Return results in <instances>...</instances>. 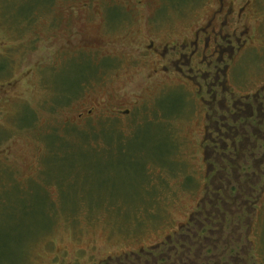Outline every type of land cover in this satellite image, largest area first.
I'll return each mask as SVG.
<instances>
[{
  "label": "rangeland",
  "instance_id": "obj_1",
  "mask_svg": "<svg viewBox=\"0 0 264 264\" xmlns=\"http://www.w3.org/2000/svg\"><path fill=\"white\" fill-rule=\"evenodd\" d=\"M209 11L196 0H0V264L147 249L186 233L213 202L203 108L188 88L148 81L146 47L188 38ZM263 48L239 77L258 69ZM225 191L221 235L241 237L232 247L261 264L260 194L236 213Z\"/></svg>",
  "mask_w": 264,
  "mask_h": 264
},
{
  "label": "flooded vegetation",
  "instance_id": "obj_2",
  "mask_svg": "<svg viewBox=\"0 0 264 264\" xmlns=\"http://www.w3.org/2000/svg\"><path fill=\"white\" fill-rule=\"evenodd\" d=\"M259 2L196 0L210 11L200 18L188 38L146 46L154 59L148 81H169L171 86L188 88L203 108L202 157L215 159L206 163L205 170L211 173L216 169L210 184L216 198L204 203L207 210L200 209L196 222L188 220L183 226L186 233L174 239L165 237L147 249L108 255L90 264H249L250 249L232 247L236 241L240 243L241 237L231 233V238L223 239L221 235V214H227L222 207L228 203L220 195L224 185L226 191L231 188L232 209L242 213L260 194L255 209L264 210V188L253 193L261 181L264 185V156L260 160L254 156L264 152V60L259 59L258 69L247 71L243 78L237 73L247 54H263L259 41L264 36V17ZM260 200L263 208L259 210ZM255 250L253 258L263 264L261 249Z\"/></svg>",
  "mask_w": 264,
  "mask_h": 264
}]
</instances>
